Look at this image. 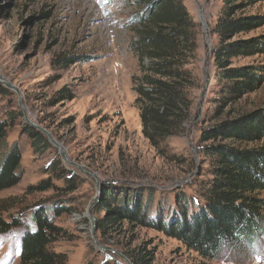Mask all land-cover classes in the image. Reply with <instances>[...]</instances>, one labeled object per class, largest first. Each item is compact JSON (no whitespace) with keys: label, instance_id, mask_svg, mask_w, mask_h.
I'll use <instances>...</instances> for the list:
<instances>
[{"label":"rangeland","instance_id":"1","mask_svg":"<svg viewBox=\"0 0 264 264\" xmlns=\"http://www.w3.org/2000/svg\"><path fill=\"white\" fill-rule=\"evenodd\" d=\"M185 5L200 30L199 89L184 133L158 151L143 135L135 103V7L124 0H0V75L15 89L2 82L9 93L0 92V120H10L7 144L18 145L22 154V179L0 192V216L24 222L22 230L0 236V264H20L22 231L35 212L51 203L73 206L54 218L63 235L53 249L66 254L69 264L123 261V252L139 245L154 251V264H264V240L251 252L203 261L159 231L128 223L105 231L98 226L106 217L100 212L105 184L116 192L151 187L163 202H174L175 194L195 196L208 178L200 168L209 165H202L198 152L203 130L222 119L264 110V86L238 105L223 108V85H215L212 63V30L221 0H185ZM69 55L81 59L69 67L58 62ZM256 61L264 64V56ZM63 89L72 101H59ZM30 123L50 133L57 145L51 142L49 150L35 151L24 131ZM4 154L1 147L0 161ZM64 174L65 179L75 177L76 190L68 191L60 179ZM42 186L51 189L38 191Z\"/></svg>","mask_w":264,"mask_h":264},{"label":"trees","instance_id":"2","mask_svg":"<svg viewBox=\"0 0 264 264\" xmlns=\"http://www.w3.org/2000/svg\"><path fill=\"white\" fill-rule=\"evenodd\" d=\"M136 11L131 20L134 38L131 50L138 61L132 77L142 132L158 151L185 130L194 108V92L199 89V25L190 15L185 0H124ZM222 8L213 27L216 42L212 63L215 85L222 86L223 108L229 109L264 86V0H221ZM77 55L58 61L65 67L80 61ZM0 92L9 91L0 80ZM59 101H72L63 89ZM11 122L0 120V192L17 186L22 179V154L18 145L7 143ZM35 151H47L51 142L31 124L24 127ZM264 110L245 113L235 119H222L204 129L198 152L208 178L194 190L195 196L175 194L174 202H163L154 188L115 191L105 184L98 223L105 231L112 226L132 224L153 229L175 239L203 261L224 260L228 254L251 252L264 240ZM58 170V167L54 168ZM60 171V170H58ZM69 190L77 189L75 177L65 179ZM50 186L38 191L46 192ZM158 203V204H156ZM50 204L35 212L22 231L20 264H69L68 257L53 249L63 235L55 216L71 211ZM7 211V209H3ZM23 220L7 221L0 216V236L21 229ZM123 256L133 264H154L155 253L148 246L128 248ZM123 259V258H122ZM92 264V263H89ZM102 264H128L123 259ZM203 264V263H196Z\"/></svg>","mask_w":264,"mask_h":264},{"label":"water","instance_id":"3","mask_svg":"<svg viewBox=\"0 0 264 264\" xmlns=\"http://www.w3.org/2000/svg\"><path fill=\"white\" fill-rule=\"evenodd\" d=\"M204 26H206V25L204 24ZM0 80L5 84L6 87L10 88L11 90H15L14 87L10 86V84H8L6 81H4V80L1 78V75H0ZM26 119L28 120L27 117H26ZM30 124H31L32 126L38 128L39 130H41L44 134L47 135V137L49 138L50 142H52L54 145H57L56 142L54 141V139L51 137L50 133H48L46 130L40 128L38 125H36V124H34V123H30ZM63 153H64V151H63ZM64 154H65V153H64ZM98 184H99V182H98ZM102 248H103V249H106L105 247H102ZM123 258H124V260H125L128 264H133V263H131L130 260L127 259L126 257L123 256Z\"/></svg>","mask_w":264,"mask_h":264}]
</instances>
